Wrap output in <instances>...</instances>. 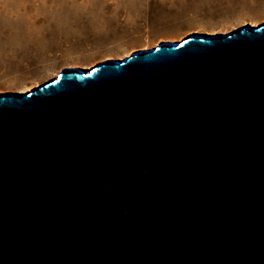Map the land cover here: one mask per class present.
<instances>
[{"label":"water","instance_id":"obj_1","mask_svg":"<svg viewBox=\"0 0 264 264\" xmlns=\"http://www.w3.org/2000/svg\"><path fill=\"white\" fill-rule=\"evenodd\" d=\"M0 264H264V22L0 92Z\"/></svg>","mask_w":264,"mask_h":264},{"label":"rangeland","instance_id":"obj_2","mask_svg":"<svg viewBox=\"0 0 264 264\" xmlns=\"http://www.w3.org/2000/svg\"><path fill=\"white\" fill-rule=\"evenodd\" d=\"M264 22V0H0V92L162 41Z\"/></svg>","mask_w":264,"mask_h":264},{"label":"bare ground","instance_id":"obj_3","mask_svg":"<svg viewBox=\"0 0 264 264\" xmlns=\"http://www.w3.org/2000/svg\"><path fill=\"white\" fill-rule=\"evenodd\" d=\"M188 36H189V35H188ZM188 36H187V37H188ZM173 42H175V41H173ZM176 42H179V41H176ZM136 51H137V50H136ZM36 87H37V86H36ZM26 92H27V91H26Z\"/></svg>","mask_w":264,"mask_h":264}]
</instances>
